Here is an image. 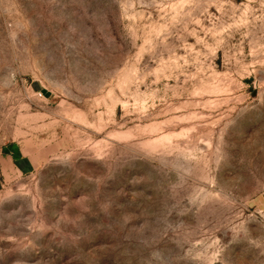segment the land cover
Listing matches in <instances>:
<instances>
[{
  "label": "rangeland",
  "instance_id": "1",
  "mask_svg": "<svg viewBox=\"0 0 264 264\" xmlns=\"http://www.w3.org/2000/svg\"><path fill=\"white\" fill-rule=\"evenodd\" d=\"M0 264H264V0H0Z\"/></svg>",
  "mask_w": 264,
  "mask_h": 264
}]
</instances>
